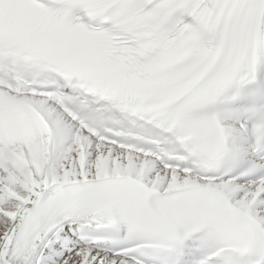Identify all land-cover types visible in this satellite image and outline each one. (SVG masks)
Returning <instances> with one entry per match:
<instances>
[{
	"label": "snow or ice",
	"instance_id": "6c2138e0",
	"mask_svg": "<svg viewBox=\"0 0 264 264\" xmlns=\"http://www.w3.org/2000/svg\"><path fill=\"white\" fill-rule=\"evenodd\" d=\"M0 264H264V0H0Z\"/></svg>",
	"mask_w": 264,
	"mask_h": 264
}]
</instances>
